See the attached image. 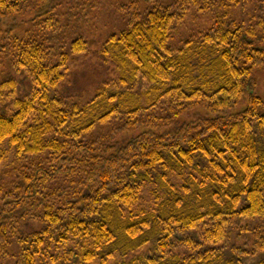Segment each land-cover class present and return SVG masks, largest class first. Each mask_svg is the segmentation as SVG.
Returning a JSON list of instances; mask_svg holds the SVG:
<instances>
[{"label":"trees","instance_id":"16d2710c","mask_svg":"<svg viewBox=\"0 0 264 264\" xmlns=\"http://www.w3.org/2000/svg\"><path fill=\"white\" fill-rule=\"evenodd\" d=\"M49 1L0 0V19ZM232 7L248 19L230 18ZM129 8L100 50L116 78L83 104L54 95L83 39L65 51L49 38L11 43L30 90L0 109V165L14 156L13 180L0 183V264H242L264 251V103L250 90L264 0ZM190 9L211 24L174 47ZM30 221L39 230L22 234Z\"/></svg>","mask_w":264,"mask_h":264},{"label":"rangeland","instance_id":"374dc122","mask_svg":"<svg viewBox=\"0 0 264 264\" xmlns=\"http://www.w3.org/2000/svg\"><path fill=\"white\" fill-rule=\"evenodd\" d=\"M135 0H50L43 8L37 11L26 10L22 14L7 16L0 19V46L6 52L0 60V82L14 78L18 80V88L14 91L3 89L0 94V109L9 110L13 99L28 94L30 84L28 78L18 75L16 67L12 65L16 54L11 48L15 40L43 41L49 38L50 45L60 47V51L68 50L73 40L80 37L86 42V52L78 55L70 64L66 77L54 95L66 98L69 101L86 103L95 95V89L103 83H111L116 78V71L104 63L100 57L103 43L112 34H119L126 28L129 2ZM139 9L147 11L161 5L173 3L176 0H138ZM253 5H249L252 8ZM248 8V9H249ZM250 10V9H249ZM251 12V11H250ZM48 13L50 19H48ZM230 18L247 20L248 17L241 8H229ZM209 15L188 11L185 20L177 25L171 45L181 47L182 40L198 30L210 26ZM264 49V43L261 44ZM2 56V54H1ZM252 94L259 97L264 103V64L255 69L252 77ZM249 90L245 93L238 106L230 111L236 114L247 108ZM196 113L204 115L203 110ZM194 112L184 115L181 122H189L194 118ZM137 132L124 133L118 139H130ZM262 141V137L259 138ZM13 153L0 165V183L8 185L12 180L9 170L14 165ZM21 224V233L29 234L38 231L40 226L35 222ZM146 249L141 251L145 254ZM230 256V255H229ZM242 264H264V251L253 256L242 258Z\"/></svg>","mask_w":264,"mask_h":264}]
</instances>
